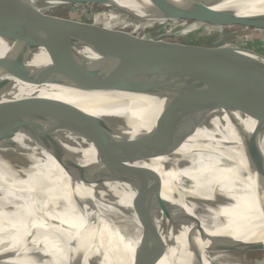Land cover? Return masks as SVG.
I'll return each instance as SVG.
<instances>
[{"label": "bare ground", "instance_id": "bare-ground-1", "mask_svg": "<svg viewBox=\"0 0 264 264\" xmlns=\"http://www.w3.org/2000/svg\"><path fill=\"white\" fill-rule=\"evenodd\" d=\"M185 68L193 75L199 72L195 76L209 88L264 113V82L228 71H249L244 66ZM6 90L17 99L31 93L20 84ZM143 104L164 161L148 167L146 198L176 210L235 197L260 178L213 131L161 102ZM108 105L99 93H50L21 107L0 104L1 120L17 119L24 127L19 134L0 132V264H125L126 257L152 264L247 263L256 253L168 241L129 214L114 179ZM247 209L243 215H236V207L225 209L228 219L204 227L264 244V215L252 204ZM81 212L89 217L81 218Z\"/></svg>", "mask_w": 264, "mask_h": 264}, {"label": "water", "instance_id": "water-1", "mask_svg": "<svg viewBox=\"0 0 264 264\" xmlns=\"http://www.w3.org/2000/svg\"><path fill=\"white\" fill-rule=\"evenodd\" d=\"M78 5L111 7L146 22L195 20L212 27L264 30V0H0V104L21 107L50 93L101 94L111 111L117 189L125 208L142 227L172 242L263 252L264 244L217 234L204 225L228 219L225 209L236 207V215L247 214L248 204L264 215V113L209 88L185 66L241 65L264 82V54L245 47L215 44L207 48L167 42L164 37L149 40L131 33L78 28L45 14ZM12 84L27 86L31 93L17 99L6 90ZM143 100L161 102L213 131L260 178L250 191L235 197L176 210L146 198L148 167L164 161ZM22 131L17 119H0V132ZM89 169L95 172L96 168ZM80 217L89 216L81 212ZM124 262L152 264L143 257H126Z\"/></svg>", "mask_w": 264, "mask_h": 264}, {"label": "rangeland", "instance_id": "rangeland-1", "mask_svg": "<svg viewBox=\"0 0 264 264\" xmlns=\"http://www.w3.org/2000/svg\"><path fill=\"white\" fill-rule=\"evenodd\" d=\"M45 14L50 19L78 28L95 27L106 31L134 32L133 36L141 39L155 40L159 37H164L167 42L191 44L207 48L215 47V44L220 48L231 46L245 47L264 54V33L249 34L242 27H212L195 20L146 22L131 17L115 8L96 5L55 8ZM222 38L224 39L221 40ZM228 71H232L234 75H239L248 81L258 83L259 79L250 71L245 69ZM245 72L247 74H244ZM198 73H194V75ZM224 77L228 83L227 78L229 77L226 75ZM230 80L242 88V84L239 83L236 77L231 76ZM249 98L254 99L255 95L250 94ZM247 259V263L239 262L236 264H264V253L256 252V254H252Z\"/></svg>", "mask_w": 264, "mask_h": 264}, {"label": "built area", "instance_id": "built-area-1", "mask_svg": "<svg viewBox=\"0 0 264 264\" xmlns=\"http://www.w3.org/2000/svg\"><path fill=\"white\" fill-rule=\"evenodd\" d=\"M245 30L249 33V34H263L264 33V30H257V29H248V28H245ZM132 34L134 32H131Z\"/></svg>", "mask_w": 264, "mask_h": 264}]
</instances>
